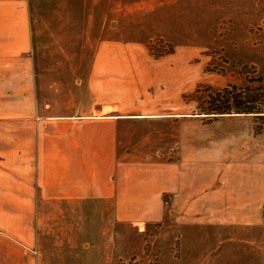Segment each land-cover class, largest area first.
Here are the masks:
<instances>
[{
  "label": "crops",
  "instance_id": "0c3cea01",
  "mask_svg": "<svg viewBox=\"0 0 264 264\" xmlns=\"http://www.w3.org/2000/svg\"><path fill=\"white\" fill-rule=\"evenodd\" d=\"M134 48L100 44L87 61L33 59L20 5L0 13V264H31L28 214L62 204L89 203L116 222H160L164 244L175 233L180 264H203L200 245L226 255L262 243L253 229L264 206V132H253V114L187 116L186 70L173 87L170 65L134 60ZM140 120L163 131L125 139ZM184 244L195 246L191 254ZM168 254L159 248L163 264Z\"/></svg>",
  "mask_w": 264,
  "mask_h": 264
},
{
  "label": "rangeland",
  "instance_id": "374dc122",
  "mask_svg": "<svg viewBox=\"0 0 264 264\" xmlns=\"http://www.w3.org/2000/svg\"><path fill=\"white\" fill-rule=\"evenodd\" d=\"M15 2L0 0V13L20 5L27 15L33 59L87 61L95 59L100 44L136 46L127 55L169 64L173 87L179 83L178 72L186 70L187 86L181 98L187 102V116H196L203 123L218 115L198 112V105H204L205 86L214 89L232 84L242 95L264 87V0ZM238 113L253 114L249 115L253 132H264V111ZM127 126L137 133L125 132V139L147 136L149 129L163 131V123L156 120ZM156 136L155 144L162 148V137ZM0 183L7 185L6 181ZM3 202L7 203V198L0 197V231L7 233V210L2 211L7 205ZM98 208L89 203L62 204L28 214L31 264H163L159 248H166L170 255L164 264H180L181 247L175 233L171 243L164 244L160 222L145 226L116 222L111 213ZM257 226L253 236L262 242L257 249L240 246L225 255L223 246L208 243L199 246L198 257L205 258L203 264H264V206ZM183 247L189 254L195 248ZM250 252V258L257 253L262 258L248 261Z\"/></svg>",
  "mask_w": 264,
  "mask_h": 264
},
{
  "label": "trees",
  "instance_id": "16d2710c",
  "mask_svg": "<svg viewBox=\"0 0 264 264\" xmlns=\"http://www.w3.org/2000/svg\"><path fill=\"white\" fill-rule=\"evenodd\" d=\"M203 94L204 105H198V112L202 115L215 116L227 112H251L257 115L264 111V87L257 86L251 94L242 95L236 86L225 84L211 89L205 86ZM195 92L198 88L194 89Z\"/></svg>",
  "mask_w": 264,
  "mask_h": 264
}]
</instances>
